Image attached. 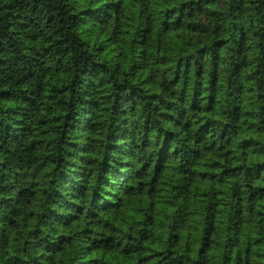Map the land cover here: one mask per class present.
Masks as SVG:
<instances>
[{
	"label": "trees",
	"instance_id": "16d2710c",
	"mask_svg": "<svg viewBox=\"0 0 264 264\" xmlns=\"http://www.w3.org/2000/svg\"><path fill=\"white\" fill-rule=\"evenodd\" d=\"M0 264H264V0H0Z\"/></svg>",
	"mask_w": 264,
	"mask_h": 264
}]
</instances>
